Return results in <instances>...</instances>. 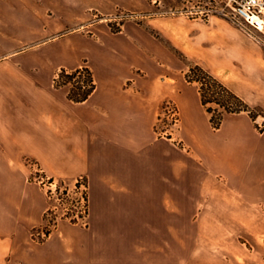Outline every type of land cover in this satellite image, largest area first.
I'll return each instance as SVG.
<instances>
[{
  "label": "crops",
  "instance_id": "0c3cea01",
  "mask_svg": "<svg viewBox=\"0 0 264 264\" xmlns=\"http://www.w3.org/2000/svg\"><path fill=\"white\" fill-rule=\"evenodd\" d=\"M158 1L0 0V264H125L131 248L141 253L143 238H172L174 144L155 132L168 98L179 106L184 159L194 172L245 180L231 189L235 198L252 203L256 191L264 201V44L242 29L215 34L198 51V65L256 112L226 114L218 129L197 85L175 96L155 75L104 71L112 67L108 52L91 61L96 88L85 101L69 100L47 80L49 63L77 57L79 25ZM28 160L49 179L87 178L86 226L61 221L37 238L50 202Z\"/></svg>",
  "mask_w": 264,
  "mask_h": 264
},
{
  "label": "rangeland",
  "instance_id": "374dc122",
  "mask_svg": "<svg viewBox=\"0 0 264 264\" xmlns=\"http://www.w3.org/2000/svg\"><path fill=\"white\" fill-rule=\"evenodd\" d=\"M232 12L227 0H159L144 10L119 8L110 14H95L73 31L77 57H60L54 65L49 63L53 73L47 80L52 89L68 99L78 95L87 86L89 73L93 77L91 61L108 52L112 67L104 71L118 70L135 77L155 75L158 86H170L176 96L185 85L198 86L188 82L186 74L190 66L200 64L199 49L206 50L215 34L240 28L233 22ZM261 39L264 44V36ZM62 71L74 75L65 78ZM155 132L174 144V233L167 239L143 238L141 253L138 247L136 254L131 248V259L125 264H264V201L260 193L250 191L252 203L242 195L238 200L231 189L245 180L194 172L193 164L184 159L189 148L183 140L180 109L173 98L159 104ZM42 175L50 202L43 227L49 225L52 230L61 221L86 226L89 209L86 215L77 217L80 207L74 208L71 201L78 196L73 193L67 197L63 190L74 184Z\"/></svg>",
  "mask_w": 264,
  "mask_h": 264
},
{
  "label": "trees",
  "instance_id": "16d2710c",
  "mask_svg": "<svg viewBox=\"0 0 264 264\" xmlns=\"http://www.w3.org/2000/svg\"><path fill=\"white\" fill-rule=\"evenodd\" d=\"M77 73H81V71L78 70ZM72 75L74 74L62 71V76L65 78H70ZM186 79L190 83H197L202 104L211 115L210 121L213 128H220L226 114L247 112L252 118L255 117L253 110L247 103H245L238 95L232 92L227 86H225L220 80L205 70L202 66L198 64L190 66V69L186 74ZM85 84H87L85 89L79 92L78 95L70 96L69 100L73 102H82L87 100L96 88L93 77L90 73L87 79H85ZM214 104L221 107L222 110L220 111L213 108L212 105ZM49 233L50 230H47L46 236H48ZM42 240L43 239L40 238V241Z\"/></svg>",
  "mask_w": 264,
  "mask_h": 264
},
{
  "label": "built area",
  "instance_id": "2783aa9c",
  "mask_svg": "<svg viewBox=\"0 0 264 264\" xmlns=\"http://www.w3.org/2000/svg\"><path fill=\"white\" fill-rule=\"evenodd\" d=\"M211 1L217 2L219 0ZM227 5L233 9V22H235L240 29L262 42L261 37L264 36V0H227ZM172 115L174 116L175 114L172 113ZM28 163L34 169L31 179L46 186L40 167L31 160H28ZM50 184L52 185V183ZM63 190H66L67 197L71 198V194L73 193L78 196L75 202L71 201V205L74 208L78 209V206L80 207V210L76 212L77 217H79L80 214L86 215L89 203L87 178L81 176L77 179L73 188L64 187ZM84 215L83 217H85ZM44 227L37 232V237L39 236V239L47 237V230H51L49 229V225H46V229H44Z\"/></svg>",
  "mask_w": 264,
  "mask_h": 264
}]
</instances>
